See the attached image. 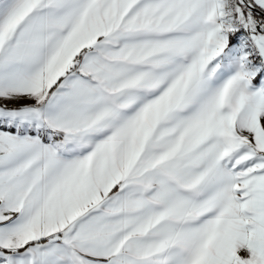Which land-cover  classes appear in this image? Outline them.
I'll return each instance as SVG.
<instances>
[{
    "label": "snow or ice",
    "instance_id": "1",
    "mask_svg": "<svg viewBox=\"0 0 264 264\" xmlns=\"http://www.w3.org/2000/svg\"><path fill=\"white\" fill-rule=\"evenodd\" d=\"M0 264H264V0H0Z\"/></svg>",
    "mask_w": 264,
    "mask_h": 264
}]
</instances>
